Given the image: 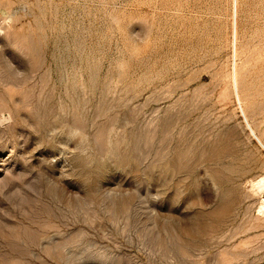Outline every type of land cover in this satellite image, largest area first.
<instances>
[{
  "label": "rangeland",
  "instance_id": "obj_1",
  "mask_svg": "<svg viewBox=\"0 0 264 264\" xmlns=\"http://www.w3.org/2000/svg\"><path fill=\"white\" fill-rule=\"evenodd\" d=\"M263 142L264 0H0V264H264Z\"/></svg>",
  "mask_w": 264,
  "mask_h": 264
},
{
  "label": "bare ground",
  "instance_id": "obj_2",
  "mask_svg": "<svg viewBox=\"0 0 264 264\" xmlns=\"http://www.w3.org/2000/svg\"><path fill=\"white\" fill-rule=\"evenodd\" d=\"M235 13H236V16H237V14H238V9H237V7H236V10H235ZM235 37V36H234ZM236 41H237V32H236V37H235V43H236ZM235 47H236V44H235ZM234 74H236V68H235V73ZM238 75V74H237ZM236 79V78H235ZM236 86H237V80H236ZM239 93V92H238ZM253 132H254V129H253ZM262 141V140H261ZM264 143V142H263ZM254 186H257L258 188H264V175H263V177H261L259 180H258V182H256L255 184H254ZM252 188V187H251ZM263 204V206H261L262 208L261 209H263L264 208V203H262ZM261 212V211H260ZM264 213V210H263V212H262V214Z\"/></svg>",
  "mask_w": 264,
  "mask_h": 264
}]
</instances>
